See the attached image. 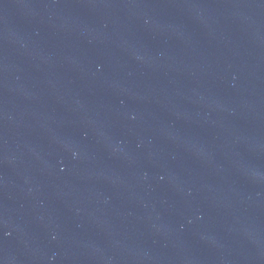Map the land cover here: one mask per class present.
Returning <instances> with one entry per match:
<instances>
[{"label":"water","instance_id":"obj_1","mask_svg":"<svg viewBox=\"0 0 264 264\" xmlns=\"http://www.w3.org/2000/svg\"><path fill=\"white\" fill-rule=\"evenodd\" d=\"M0 264H264V0H0Z\"/></svg>","mask_w":264,"mask_h":264}]
</instances>
